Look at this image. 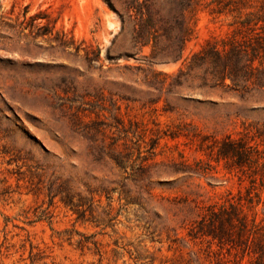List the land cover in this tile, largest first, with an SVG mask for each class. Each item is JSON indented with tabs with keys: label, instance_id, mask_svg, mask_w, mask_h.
I'll return each mask as SVG.
<instances>
[{
	"label": "rangeland",
	"instance_id": "374dc122",
	"mask_svg": "<svg viewBox=\"0 0 264 264\" xmlns=\"http://www.w3.org/2000/svg\"><path fill=\"white\" fill-rule=\"evenodd\" d=\"M110 1L117 11L106 0H0V264L232 263L234 255L215 244L191 241L188 227L199 214L197 204L224 200L228 191L245 193L249 183L240 184L199 144L203 137L236 136L244 123H264V93L192 86L168 96L173 112L164 111L165 97L152 104L158 90L148 64L168 73L180 64L146 60L150 47L109 59L110 47L132 51L129 15L135 13L133 0ZM196 1L185 56L224 36L234 21L212 12L215 0ZM179 4L154 0V9L163 23L172 22L168 12ZM35 15L40 18L33 21ZM48 23L50 38L59 33L80 51L33 41L36 26ZM98 50L99 60L89 62L86 51ZM120 119L126 129L136 121L145 142L160 130L149 179L126 182L139 201L120 195L125 174L110 158ZM147 183L150 194L141 188ZM100 188L115 192H90ZM66 192L70 206L62 201ZM256 192L262 221L264 188Z\"/></svg>",
	"mask_w": 264,
	"mask_h": 264
},
{
	"label": "trees",
	"instance_id": "16d2710c",
	"mask_svg": "<svg viewBox=\"0 0 264 264\" xmlns=\"http://www.w3.org/2000/svg\"><path fill=\"white\" fill-rule=\"evenodd\" d=\"M106 2L112 10L117 11L110 0ZM212 3L216 4L212 10L214 14L233 16L231 30L224 36L207 40L205 45L189 56H185V51L194 36L196 0H180L178 10L171 8L168 12L172 22L165 23L161 12L154 9V0H144L142 3L140 0H133L130 8H134L135 13L129 15L133 20L132 51L124 54L113 52L112 47L108 48L109 59L124 55L135 57L145 47H150V55L144 56L146 60L152 63L159 61L180 64L174 73L156 71L153 64H148L154 76L153 85L158 90V98L150 102L155 104L165 97L166 112L175 111L168 96L183 87L225 89L244 94L264 93V0H215ZM39 18V15H35L32 20ZM122 21L124 23L123 17ZM48 25L49 23L36 26L37 32L31 35L32 40L42 38L55 42L65 50L74 47L73 42L59 33L50 38L52 31L44 29ZM124 29L125 26L121 32ZM116 39L117 37L113 44ZM74 48L76 53L80 51L79 46ZM91 54L94 56H90ZM99 56V50L96 53L86 51L89 62L99 60ZM122 99L129 100L125 96ZM119 125L120 137L114 143L116 147L110 153V158L125 174L119 183L120 195H124L127 202L139 201L140 196L131 197L126 182L138 183L149 179V162L156 155L161 138L160 130L156 129L149 142H145V130L139 132L140 126L136 121H131V126L135 128L126 129L121 119ZM136 136L138 139L134 140ZM171 137L179 136L173 134ZM119 141H122L121 147L117 144ZM142 142L145 146H142ZM199 149L217 163L223 162L225 170L234 172L240 184L248 182L249 186L245 187V193L238 191L234 194L228 191L224 200L202 207L197 204L196 208L200 211L188 227V238L191 241H206L210 246L215 244L219 250H226L229 255H234L232 263L229 261L220 264H243L245 259L246 264H264V220L259 221L255 212V198L258 197L257 201H260L256 189L264 188V123H244V129L236 136L228 134L219 141L203 137ZM60 188L61 186L57 190ZM141 188L150 194L153 186L152 183H147ZM99 191L107 195L115 192L106 188L90 192ZM65 195L62 201L66 205H72L70 194L66 192Z\"/></svg>",
	"mask_w": 264,
	"mask_h": 264
},
{
	"label": "water",
	"instance_id": "95a60500",
	"mask_svg": "<svg viewBox=\"0 0 264 264\" xmlns=\"http://www.w3.org/2000/svg\"><path fill=\"white\" fill-rule=\"evenodd\" d=\"M65 56H67V55H65ZM202 92H209V91H202ZM198 95V94H197Z\"/></svg>",
	"mask_w": 264,
	"mask_h": 264
}]
</instances>
